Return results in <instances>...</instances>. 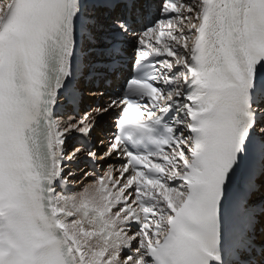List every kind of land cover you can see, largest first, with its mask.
Here are the masks:
<instances>
[{
    "label": "snow or ice",
    "instance_id": "snow-or-ice-1",
    "mask_svg": "<svg viewBox=\"0 0 264 264\" xmlns=\"http://www.w3.org/2000/svg\"><path fill=\"white\" fill-rule=\"evenodd\" d=\"M0 264H264V0H0Z\"/></svg>",
    "mask_w": 264,
    "mask_h": 264
},
{
    "label": "clouds",
    "instance_id": "clouds-1",
    "mask_svg": "<svg viewBox=\"0 0 264 264\" xmlns=\"http://www.w3.org/2000/svg\"><path fill=\"white\" fill-rule=\"evenodd\" d=\"M88 191H89L90 195L93 196V197L95 198V201H96L97 203H99V202H100V194H99L98 192L95 191V186H93V185H89V186H88ZM96 244L99 246V245L102 244V241H101V240H97V241H96Z\"/></svg>",
    "mask_w": 264,
    "mask_h": 264
}]
</instances>
